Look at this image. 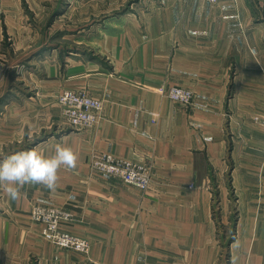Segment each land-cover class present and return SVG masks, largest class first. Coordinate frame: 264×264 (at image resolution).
<instances>
[{
    "label": "crops",
    "instance_id": "1",
    "mask_svg": "<svg viewBox=\"0 0 264 264\" xmlns=\"http://www.w3.org/2000/svg\"><path fill=\"white\" fill-rule=\"evenodd\" d=\"M25 1L50 15L62 2ZM75 1L82 20L86 12L98 13L99 0ZM23 3L0 0V50L5 34L25 51L33 48L30 41L44 37L29 26ZM83 22L75 34L61 31L51 38L52 62L41 79L20 76L29 89H39L32 96L46 104L47 115H29L32 106L10 100L9 112L18 115L0 117L6 122L0 149L33 137L31 148L43 147L45 154L57 143L77 154L74 168L58 169L54 190L26 184L12 200L0 185V264H32V257L37 264H264L261 162L248 154L236 158L244 144L233 141L230 174L238 214L229 247L218 230L228 216L214 214L217 198L208 180L210 168L221 178L228 167L224 105L253 104L238 110L236 135L246 136L255 126L247 120L264 89V0H139L102 27L95 20L85 28ZM40 46L36 50L46 45ZM25 51L19 54L33 53ZM231 84L235 93L226 100ZM171 85L194 91L189 109L160 90ZM64 89L86 90L103 100L93 126L69 124L58 103ZM101 152L149 164L150 186L142 190L92 169L91 157ZM219 198L229 200L225 193ZM37 203L71 211L63 228L88 238L90 253L58 248L44 237L30 215Z\"/></svg>",
    "mask_w": 264,
    "mask_h": 264
},
{
    "label": "rangeland",
    "instance_id": "2",
    "mask_svg": "<svg viewBox=\"0 0 264 264\" xmlns=\"http://www.w3.org/2000/svg\"><path fill=\"white\" fill-rule=\"evenodd\" d=\"M23 1H24L23 4L25 6L24 13L26 14V17H28V21L32 22L31 24H29V26L34 27V29L38 28V30L41 31L42 34L44 33V37L43 38L39 37L38 41H35V40L30 41L32 42L31 44L33 47L30 49L33 50V53L29 55L28 57H25L24 54H21V55L19 54L20 51L24 52L25 50L18 49L12 45L13 36L11 34H5L3 41H2L3 42L2 50H0V77H4L3 83L0 84V117H2L3 115H6V113L7 115H18V114L11 113L12 112L10 110L11 103H9L10 100L17 101L16 106L21 107L24 104L32 106L30 107V110L28 108V111L33 112V114L30 112H27L29 113V115H47L46 110H45V108L47 107L46 104H42L39 98H35L32 96V95H39L38 94L39 89L36 86L29 89L28 86L24 84V80L20 76H25L27 80L33 81V82H35L38 78L41 79V76L46 73V69L47 68L49 69L50 64L52 62L49 54L52 51L51 45L53 44H49V42H52L51 38L54 36H58L59 32L67 31V32H70V34L71 33L75 34L76 29H78V27L82 25L83 21H84L83 24L85 28L89 27L95 20H96V23L101 22L102 24L101 27H102L105 20L110 19L112 17H117L120 14H123L126 10H130L134 5H136V2H138L139 0H117L116 2L117 5H114V2L112 3L110 2V0H99L100 4H98V8H97L98 13L92 16V14L89 15V13L86 12L84 15V20H82L83 17L81 15L79 16L77 15V12H76L77 4L75 0H62L60 5L56 9L53 10L51 15H50V12L46 14L45 9L43 8L42 9H31L28 7L29 5L27 1L25 0ZM44 11L46 15H41V13H43ZM62 12L65 13V15H63V18L62 19L58 18L56 21V24H54V26H51L50 24L54 21V19L57 16H60ZM36 13H39L38 14L39 16ZM93 17H94V20H92ZM0 19H1V14H0ZM57 42H58L57 39L54 40L53 41L54 45H56ZM69 43L71 46H76L75 44L72 45V42L70 41ZM42 44L46 45L45 48L36 50V47H41L40 45ZM47 47H51V48L48 49ZM30 49H27V51L25 52L30 53L31 51ZM69 50H75V49L70 48ZM60 55H61V52H60ZM40 57L42 58L45 57V58L44 60L39 61L38 63L32 62V61L39 59ZM262 92L263 93L261 94V97L259 98L260 100H262V102L256 104V107H254V108H257L256 111H253L252 113H250L249 114L250 116L247 120V122L253 123L255 126L252 127L250 130H248L246 136L236 135L237 131H239L238 127L240 126V121L242 120L241 114L238 115V110L241 108L243 111H247V106L251 108L253 104L247 105V104H239V103L230 102V104L227 103L226 105H224V107L226 108L225 110L226 111V121L224 122V126H225L224 135L227 140L226 160L228 161V167L221 174L222 176L221 178L217 176L214 169L212 170L210 168V171L208 170V175H209L208 180L210 183V188L217 198V200L214 201V206H213L214 214L219 219L222 214L228 216V218L226 217L227 219L225 218L226 223H219L218 225L219 236L221 237L223 244L224 245L228 244V247L230 246V243L232 242L234 234H235L234 223H235V220L238 214L237 206L235 205L236 199L234 197V193L236 191L235 185H234L235 183H234V178L232 177V174H230L232 170L231 165L234 164L232 151H231L233 148V141L236 140V142H240L241 144H244L245 151H241V153H238L236 158H243L245 154L250 155V157L255 158L256 160L261 162V171L264 173V147H261L256 142V141H261V143H264V100H263L264 89H262ZM234 93H235V87L233 86V84H231L228 87L226 100L233 97ZM30 96L32 98H30ZM27 100H29V102H26ZM191 104H183V105H187L186 107L188 108L190 107ZM60 108H61L62 115L65 116L61 105H60ZM36 111H39V112L35 114L34 112ZM25 115H28V114H25ZM2 121L3 120H0L1 128L4 127L6 124L5 121L3 122ZM85 128H88V127H85ZM242 132L243 131H241V133ZM252 134H255V136L251 138L250 135ZM35 141L33 137H30V138L26 137L24 139L22 138L21 141L17 142V144H14V146L13 144H10L8 147H4L3 149H0V158H3L9 153L14 152L16 150L31 148L33 144L35 143ZM38 149L42 152L45 151L44 150L45 148L40 147V146L38 147ZM101 153H111V152H101ZM94 156H92L90 159V167L92 169H94L91 165ZM146 165L150 167L149 164H146ZM150 170H151V167H150ZM241 174L243 175V171ZM249 174L250 173H248V175ZM221 193L228 194L229 200H225V201L220 200L219 194ZM37 205H43L44 207H56V208H60L68 212L69 217L67 219H64L63 222H61L59 226V230L64 233L69 234L72 237L84 240L86 242V246H85V249H80L76 245H68V246L59 245L56 242H54L49 235L46 234L43 224L38 222L42 226L41 229H42V234L44 235V237L49 239V241H51V243L58 248L72 250V251L79 252L85 255L90 253L91 244L88 238L72 233L71 231L63 228L64 225L70 223V221L73 218L71 211L58 207V206L45 205L42 203H37ZM30 215H31V212H30ZM37 263H38L37 260L33 259L32 257V264H37Z\"/></svg>",
    "mask_w": 264,
    "mask_h": 264
},
{
    "label": "built area",
    "instance_id": "3",
    "mask_svg": "<svg viewBox=\"0 0 264 264\" xmlns=\"http://www.w3.org/2000/svg\"><path fill=\"white\" fill-rule=\"evenodd\" d=\"M217 3L220 0H208ZM168 98L183 104H191L194 92L181 85H171L160 89ZM58 101L69 124L74 127H90L99 118L103 109V100L91 95L86 90L64 89L58 95ZM92 167L100 172L115 175L123 181L146 190L150 186L151 170L146 164L118 158L111 153H100L94 156ZM32 218L43 224L45 232L59 245H76L85 249L86 242L59 230L69 213L56 207H44L35 204L31 210Z\"/></svg>",
    "mask_w": 264,
    "mask_h": 264
},
{
    "label": "clouds",
    "instance_id": "4",
    "mask_svg": "<svg viewBox=\"0 0 264 264\" xmlns=\"http://www.w3.org/2000/svg\"><path fill=\"white\" fill-rule=\"evenodd\" d=\"M77 154L71 146L57 143L52 154L38 148L20 149L0 158V185L12 200L21 194L26 184H41L54 190L57 185L58 169L62 166L74 168Z\"/></svg>",
    "mask_w": 264,
    "mask_h": 264
}]
</instances>
